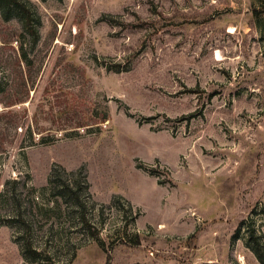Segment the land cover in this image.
<instances>
[{
    "label": "rangeland",
    "instance_id": "obj_1",
    "mask_svg": "<svg viewBox=\"0 0 264 264\" xmlns=\"http://www.w3.org/2000/svg\"><path fill=\"white\" fill-rule=\"evenodd\" d=\"M25 1L36 35L0 14V264H264V0Z\"/></svg>",
    "mask_w": 264,
    "mask_h": 264
},
{
    "label": "trees",
    "instance_id": "obj_2",
    "mask_svg": "<svg viewBox=\"0 0 264 264\" xmlns=\"http://www.w3.org/2000/svg\"><path fill=\"white\" fill-rule=\"evenodd\" d=\"M257 3H262L263 0H254ZM28 1L25 0H0V14L4 17V19L9 20L11 18H19L21 19L29 31L32 34H37L36 29L33 27V16L34 12L28 6L30 4ZM52 183V182H50ZM245 225V221L242 222L241 226L239 227L235 237L240 238V233ZM249 233H247L248 235ZM256 229H253L251 234L248 235L247 244L248 246L255 252V254L259 257V259L264 262V241L263 236L260 235L256 236ZM255 237V239H254ZM215 264V263H210Z\"/></svg>",
    "mask_w": 264,
    "mask_h": 264
},
{
    "label": "bare ground",
    "instance_id": "obj_3",
    "mask_svg": "<svg viewBox=\"0 0 264 264\" xmlns=\"http://www.w3.org/2000/svg\"><path fill=\"white\" fill-rule=\"evenodd\" d=\"M162 227H165L164 224H162ZM245 264V263H244Z\"/></svg>",
    "mask_w": 264,
    "mask_h": 264
}]
</instances>
